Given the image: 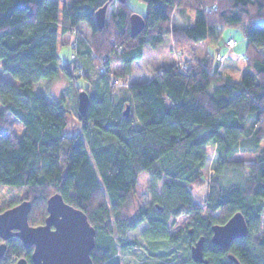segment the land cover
<instances>
[{
	"label": "trees",
	"instance_id": "obj_1",
	"mask_svg": "<svg viewBox=\"0 0 264 264\" xmlns=\"http://www.w3.org/2000/svg\"><path fill=\"white\" fill-rule=\"evenodd\" d=\"M142 1L148 4L146 26L133 37L129 21L136 10L127 0L111 3L114 12L102 29L96 11L107 0H75L62 19L58 0H0L1 67L18 81L0 78V188L23 193L0 211L27 199L30 223L44 224L48 198L59 192L97 229L96 264H121L120 249L140 245L127 239V232L144 222L142 238L150 242L193 244L205 236L208 260L196 262L190 253L176 263L146 264H235L232 253L241 264H264V24L258 21L264 0ZM178 12L188 18L181 25ZM192 14L196 22L188 25ZM81 23L90 28L93 45L78 37L77 58L62 68L78 94L89 92L91 103L84 116L78 114L81 131L69 135L68 100L47 98L35 84L57 77L59 34H70ZM229 27L240 28L248 40L239 80L222 72L218 53L188 61L186 68L163 67L149 81L126 88L110 77L112 65L123 66L117 76L132 71L147 46L158 49L170 37L179 50L218 42ZM79 77L90 84L76 86ZM10 115L23 124L21 135ZM211 143L217 148L215 173L207 180L205 199L197 201L193 187L203 180ZM249 144L258 152L255 161L232 158ZM229 170L238 172L234 181L226 177ZM142 172L150 174L155 203L130 212ZM237 211L246 216L248 235L228 249L212 243V227ZM187 214L193 228L171 234V220ZM7 244L0 264H11L16 256L31 260L19 238Z\"/></svg>",
	"mask_w": 264,
	"mask_h": 264
},
{
	"label": "rangeland",
	"instance_id": "obj_2",
	"mask_svg": "<svg viewBox=\"0 0 264 264\" xmlns=\"http://www.w3.org/2000/svg\"><path fill=\"white\" fill-rule=\"evenodd\" d=\"M60 3V18L62 19L64 16V10L67 7H70L74 3L75 0H58ZM131 8L142 15H146L148 10V4L142 0H127ZM115 9L114 4H110L107 10L106 22H108L113 14V10ZM188 19V18H187ZM183 16L182 12H178L176 15L177 22H180L181 25L183 22L187 21ZM192 20L190 24H195L196 17L192 14ZM258 21L264 24V17H260ZM237 40V46L234 48L235 52L237 50L244 54L248 40L245 37L243 31L237 27H229L228 33ZM227 33V34H228ZM227 34L223 35V39L226 38ZM59 41H58V57H59V68L60 72L54 79H41L39 83L35 84L36 91H39L47 98L52 97H62L65 96L66 100H68V125L66 129V133L69 135H74L81 131L82 122L79 120L78 114V92L77 89L71 85L70 80L64 73L63 64L70 63L73 59L72 54L75 52L73 45H75V41L78 37H83L90 45H93V35L91 34V30L87 24L81 23L75 27L73 32L70 34H59ZM222 38V37H221ZM221 40V39H220ZM206 42L203 41L202 43L193 44L191 46L183 47L180 50L176 49L175 42L170 37L164 41V44L161 45L158 49H152L150 46L147 47L145 51V57L136 63L132 64V71L127 73L126 76H117L121 75L122 65H112L111 70V79L117 83L118 86L126 88L128 84L138 85V83H144L149 81L152 77L156 76L159 70L163 67H170L171 65H178L181 67L184 64H188V61L194 62V60L201 61L202 56L205 52V47L207 45ZM215 42V41H214ZM224 43V42H223ZM225 44V43H224ZM223 46V45H221ZM209 54V53H207ZM206 54V55H207ZM233 57H238V54H233ZM190 59V60H189ZM227 61L224 60L223 63L220 65V69H223L224 64ZM243 66V67H242ZM241 67L245 70V63L242 61ZM238 66V68H241ZM242 69V70H243ZM243 70V71H244ZM238 71L235 70L234 75L237 76ZM0 78L10 79L18 84V81L13 77L12 74L9 72H5L2 70L1 67V60H0ZM90 82L85 77H79L76 80V86L84 87L89 85ZM8 119L11 120V124L13 129L16 133L20 134L23 131V124L17 121L14 116L10 115ZM242 148L236 152L232 158L234 159H242L246 163H250L251 161H255L257 159L258 152L252 151V146L246 145L247 150L245 151ZM263 146L261 145V148ZM208 149V157H207V165L202 169L203 170V180L197 182L193 187V192H195L197 201H202L205 199L207 195V180L211 175L215 173V165L217 162V148L215 144H208L206 146ZM226 177L229 180H233L238 172L233 170L226 171ZM240 174V173H239ZM243 178L240 176V179ZM234 181V180H233ZM153 183L149 173L142 172L141 176L139 177L138 186L136 188L135 193L133 194L132 199V206L130 212H133L136 206L139 207H149L154 206V194L152 189ZM162 181L156 186V191L158 193L162 192ZM23 193L16 191V190H9L7 187L0 188V209L3 207L9 206L13 202H17ZM169 224L170 226V233L171 234H178L182 235L188 228H193V226L188 225L189 222V215H182L177 217L176 220H173ZM148 228V223L144 222L139 225L136 229L130 230L126 234V238L129 240H138L140 245L135 247V249H126L121 250L118 252V256L120 258L121 264H146V262L155 261H169L172 263H176L181 261L182 259L188 257L191 253V245L187 244L183 240L178 241L176 243L171 242L170 240H156L155 242H150L148 239L142 238V233L145 229ZM117 239V236H116ZM18 256L13 258V263L16 262Z\"/></svg>",
	"mask_w": 264,
	"mask_h": 264
},
{
	"label": "water",
	"instance_id": "obj_3",
	"mask_svg": "<svg viewBox=\"0 0 264 264\" xmlns=\"http://www.w3.org/2000/svg\"><path fill=\"white\" fill-rule=\"evenodd\" d=\"M96 11V23L103 28L106 22L107 10L114 0H107ZM124 3L126 0H117ZM130 32L136 37L146 26L144 16L137 11L130 17ZM78 111L85 115L91 103L89 92L84 89L78 94ZM130 106L126 108L129 115ZM45 223L32 225L29 214L32 211V202L24 201L11 208L0 211V257L8 247L7 241L15 236L24 244V247H33L31 260L21 257L13 264H96L92 258V250L97 240V229L91 224L86 213L81 208H76L66 202L62 194L48 198ZM212 243L228 249L235 239L248 235L249 223L244 212L237 211L225 223L215 224L212 227ZM205 236L191 245V257L196 262H208L204 257ZM235 264H241L234 254H229Z\"/></svg>",
	"mask_w": 264,
	"mask_h": 264
},
{
	"label": "crops",
	"instance_id": "obj_4",
	"mask_svg": "<svg viewBox=\"0 0 264 264\" xmlns=\"http://www.w3.org/2000/svg\"><path fill=\"white\" fill-rule=\"evenodd\" d=\"M224 33H225V35L228 33V28L225 29V31L223 32V35H224ZM223 35L221 36L222 38H220L221 40H219L218 42H214L213 40L212 41H209V42H206L207 45L205 47V52H204V54H203L202 57L206 56L207 53L217 54V53H219L221 51H224V49H225V44L224 43L226 42V40L228 38H231L233 36L229 32L227 34L226 38L223 39ZM237 44L238 43H236V45H235L234 48H236ZM221 45H223V46H221ZM147 47H149V46H147ZM147 47L144 49V57H145V54H146L145 51L147 50ZM245 52H246V50H245ZM245 52H244V54H241V52H239L238 50H237V52H235V50L232 49V51H230L229 54H228V56H227V59H226L227 62L224 64L223 69H221L222 72L224 74H226V75H229L234 80H239L241 78L242 74L244 73V71H243L244 69L242 68L243 66L241 67V65H242V61H244L243 60V57L245 56ZM235 53L238 54V57L237 58L236 57H233V54H235ZM238 66H240L241 68H238ZM235 70L238 71L237 76L234 75Z\"/></svg>",
	"mask_w": 264,
	"mask_h": 264
},
{
	"label": "built area",
	"instance_id": "obj_5",
	"mask_svg": "<svg viewBox=\"0 0 264 264\" xmlns=\"http://www.w3.org/2000/svg\"><path fill=\"white\" fill-rule=\"evenodd\" d=\"M236 43H237V40L235 38H233V37L228 38L226 40V42H225V49H224V51L219 52L217 54V56H216V59L218 61H220L221 63H223L224 60L227 59V56H228L229 52L232 51V49H234ZM72 56L74 57L75 55L73 54ZM74 58H77V56H75ZM182 67L183 68H186L187 67V64H184V66L182 65ZM81 73H83V71H81Z\"/></svg>",
	"mask_w": 264,
	"mask_h": 264
},
{
	"label": "flooded vegetation",
	"instance_id": "obj_6",
	"mask_svg": "<svg viewBox=\"0 0 264 264\" xmlns=\"http://www.w3.org/2000/svg\"><path fill=\"white\" fill-rule=\"evenodd\" d=\"M15 237H16V236H15ZM15 237H14V238H15ZM17 238H18V237H17ZM11 239H12V238H11ZM8 241H9V240H8ZM8 241H7V242H8ZM26 248H27V247H26ZM27 249H29V250H30V254H31V256H32L33 247H31V248H27Z\"/></svg>",
	"mask_w": 264,
	"mask_h": 264
}]
</instances>
